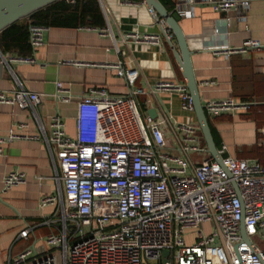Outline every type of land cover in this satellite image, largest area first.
<instances>
[{
  "label": "built area",
  "instance_id": "2783aa9c",
  "mask_svg": "<svg viewBox=\"0 0 264 264\" xmlns=\"http://www.w3.org/2000/svg\"><path fill=\"white\" fill-rule=\"evenodd\" d=\"M173 1L172 11L184 18L194 16L196 4H208L217 12L246 9L251 4V0ZM101 2L108 12L107 1ZM223 20L229 24L230 17ZM158 22L162 32L137 26L122 33L121 39L151 44L162 43L164 37L170 40L173 33L165 18ZM82 27L110 35L120 51L109 27ZM49 28L30 24L34 50L44 44ZM214 32L218 34L220 28L215 27ZM200 48L229 56L264 48V41L249 37L239 46L201 42ZM13 61L34 63L37 58L34 53L1 52L0 62L11 66ZM68 62L115 70L127 78L132 89L130 94H115L106 85H89L76 99L73 133L59 112L49 124L44 122L39 112L44 97L24 87L17 76L11 90L0 89V102L30 108L39 130L33 134L24 131L27 122L13 124L6 134H0V154L15 139L43 137L59 186L56 193L39 200L40 206L56 204L41 222L54 228L36 236L21 251L10 253L7 264H264V249H255L241 230L244 221L252 239L264 226V166L260 160L224 155L218 161L199 143L198 122L178 121L169 111L153 116L142 109L137 98L146 92L175 91L182 107L195 111L187 79H160L148 89L133 85L139 70L127 68L122 59ZM53 96L58 102H69L75 94L58 79ZM254 103L229 96L208 100L205 110L214 115L245 112ZM174 127L183 132L178 152L167 147V134ZM260 141L264 147V126ZM194 154L206 155L198 161ZM26 180V172L18 169L3 177L5 188ZM204 223L211 228L207 230ZM33 229L34 225L26 226L17 239L28 238ZM37 241L45 245L44 252L37 248Z\"/></svg>",
  "mask_w": 264,
  "mask_h": 264
},
{
  "label": "crops",
  "instance_id": "0c3cea01",
  "mask_svg": "<svg viewBox=\"0 0 264 264\" xmlns=\"http://www.w3.org/2000/svg\"><path fill=\"white\" fill-rule=\"evenodd\" d=\"M106 1L108 12L104 11L99 0L103 26L113 30L120 43V51L115 48L110 35L82 27L86 25H50L44 44L36 50L32 48L29 53L35 54L36 62L13 61L11 66L5 63L3 67L0 65V89L11 90L17 76L24 87L41 92L44 97L43 104L39 106L44 122L49 124L52 115L59 112L66 120L68 131L72 133L75 130L76 99L89 85L102 84L112 93L130 94L132 84L115 70L100 66H78L68 61L122 59L127 68L139 70L133 85L148 89L160 79L186 81L185 72L175 54V50H179V44L173 31L172 38L169 40L164 37L160 44L122 41V33L137 26L144 31L162 32L161 23L155 19L144 1ZM178 14L179 18H176L187 33L188 43L193 51L192 62L203 104L210 99L229 96L255 100L251 109L245 112H222L214 115L206 111L220 152L223 156L256 158L264 166V147L260 141L261 128L264 126V48L247 53L234 52L229 56L200 48L201 42L239 46L249 37L264 41V0H251L248 8L228 12H217L208 4H196L193 17L184 18ZM226 16L230 17L229 24L223 20ZM215 27L220 28L218 34L214 32ZM1 52L0 50V54ZM58 79L70 87L75 94L73 100L58 102L53 96ZM137 98L142 109L147 112L151 108L156 110L157 115L169 111L178 121L198 122L195 111L182 107L178 92H146L138 94ZM18 122L28 123L25 132L39 133L30 108L0 102V134H6ZM198 131L199 143L207 146L201 127ZM182 137V131L171 128L167 134L168 149L178 152ZM206 154L194 156L199 161ZM14 169L26 172L27 180L5 188L3 177ZM55 176L56 168L43 137L18 138L4 147V152L0 154V264H7L10 253L21 251L33 244L36 236L54 228L41 222L45 216L52 214L56 204L40 206L39 200L57 192L59 186ZM28 225H34L28 238L17 239L19 232ZM203 225L207 230L211 228L210 223ZM38 241L37 248L44 252L45 245ZM252 241L257 247L264 249V226L252 236Z\"/></svg>",
  "mask_w": 264,
  "mask_h": 264
},
{
  "label": "water",
  "instance_id": "95a60500",
  "mask_svg": "<svg viewBox=\"0 0 264 264\" xmlns=\"http://www.w3.org/2000/svg\"><path fill=\"white\" fill-rule=\"evenodd\" d=\"M54 1L56 0H0V32L18 19L28 16L34 11ZM143 1L152 12L156 20L159 21L161 17L165 18L168 27L172 29L176 36V40L179 44V50L176 49L175 54L179 64L185 72L186 79L188 81V87L194 100L195 113L205 137L208 150L218 161L222 162L223 155L215 142L205 110V105L201 100L199 85L192 62L193 51L189 46L187 33L185 32L181 22L173 15V13L169 11V9L161 0ZM0 65L3 67L4 63L1 62ZM148 112L153 116L156 115L155 109L151 108ZM241 230L243 237L249 240L253 244L254 248L257 249L256 245L245 230L244 221H242ZM166 252L167 250H165V253Z\"/></svg>",
  "mask_w": 264,
  "mask_h": 264
},
{
  "label": "trees",
  "instance_id": "16d2710c",
  "mask_svg": "<svg viewBox=\"0 0 264 264\" xmlns=\"http://www.w3.org/2000/svg\"><path fill=\"white\" fill-rule=\"evenodd\" d=\"M143 1V0H132ZM173 13V0H161ZM46 25L103 26L99 0H56L28 16L18 19L0 32V50L3 53L29 54V26Z\"/></svg>",
  "mask_w": 264,
  "mask_h": 264
},
{
  "label": "rangeland",
  "instance_id": "374dc122",
  "mask_svg": "<svg viewBox=\"0 0 264 264\" xmlns=\"http://www.w3.org/2000/svg\"><path fill=\"white\" fill-rule=\"evenodd\" d=\"M109 1V0H108ZM173 15L179 18V14L177 12H173ZM73 133V132H72ZM190 238V237H189ZM151 264L155 263V261H150Z\"/></svg>",
  "mask_w": 264,
  "mask_h": 264
}]
</instances>
